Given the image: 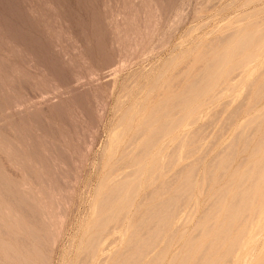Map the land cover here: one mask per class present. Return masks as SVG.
<instances>
[{
	"label": "rangeland",
	"instance_id": "374dc122",
	"mask_svg": "<svg viewBox=\"0 0 264 264\" xmlns=\"http://www.w3.org/2000/svg\"><path fill=\"white\" fill-rule=\"evenodd\" d=\"M234 29L242 32L224 36ZM238 38L247 43L241 53L232 48ZM232 49L235 54L226 55V63L225 59L209 63ZM248 53L255 54L248 66L231 70ZM262 66L264 0H0V229L5 230L3 234L0 230V257L4 259L0 262L116 264L119 254V260L127 259L123 264H134L131 260L177 264L187 254L190 259L187 240L195 231L194 223L202 221L204 208L222 190L225 199L207 213L217 212L221 221L226 211H232L236 190L227 184L236 178L235 171L240 174L253 164L255 142L258 145V138H264L260 137L264 134ZM208 70L207 76L201 74ZM193 85L196 90L190 88ZM161 113L166 116L147 123ZM172 115L173 129L142 150H148L145 160L149 162L162 149L156 160L163 165L173 148L177 160H169L174 162L170 170L175 175V170L185 169L180 178L179 173L176 179L173 175L170 190L165 184L167 190L162 187L159 193V189L156 199L142 197L151 177L160 174L158 180L164 181L171 171L149 174L144 167L139 176L126 177L135 167L127 164V158L141 150L143 139H153L157 134L152 132ZM237 132L244 135L248 148L241 134L235 140L238 145L233 144ZM135 135L138 139L129 143ZM223 147L226 156L219 151ZM190 148L194 152L188 153ZM259 150L258 156L264 153L263 145ZM210 160L216 167L207 166ZM226 167L221 179L219 173ZM120 176L131 179L136 190L124 200L109 196L119 186ZM126 190L131 191L130 187ZM170 193L175 202L164 204L157 217L153 203ZM146 213H152V219ZM102 218L104 223L99 221ZM8 250L18 255L9 256ZM235 251L227 264H264V205ZM81 256L86 262L79 261Z\"/></svg>",
	"mask_w": 264,
	"mask_h": 264
},
{
	"label": "bare ground",
	"instance_id": "6f19581e",
	"mask_svg": "<svg viewBox=\"0 0 264 264\" xmlns=\"http://www.w3.org/2000/svg\"><path fill=\"white\" fill-rule=\"evenodd\" d=\"M242 32V30H232V32H229L230 34L228 35V36H226V35H224L225 37H228V38H230V37H234L236 34H237V32ZM228 33V32H227ZM226 33V34H227ZM225 34V33H224ZM223 35V34H222ZM220 38V37H219ZM241 38V37H240ZM252 38V37H251ZM222 39H225V38H223V36H221V38H220V40L221 41H223ZM227 39V38H226ZM231 39H229V41H230ZM217 41V40H216ZM250 41V40H249ZM250 42H252V41H250ZM222 43V42H221ZM220 43V44H221ZM246 42H245V40L244 39H237V41L235 42V45L232 47L233 49L235 48V49H237L236 50V52L237 53H241V52H243V51H241L245 46H246ZM249 45L251 44V43H248ZM222 45V44H221ZM248 45V46H249ZM246 48H248V47H246ZM231 50V51H229V52H224L223 54H220V55H218V56H216L214 59H212L211 61H209V63H211V65H213V63H221L222 61H224L223 59H225L224 57L226 56V55H231V53L232 54H235V53H233L235 50ZM245 50V49H244ZM244 54V53H243ZM216 55V54H215ZM255 54L254 53H248V54H246V56L244 57V59L242 58L240 61H238V62H235L234 63V66H233V68L231 69V70H235V69H239V68H241L242 70L246 67V66H248V59H249V61H250V57H252V56H254ZM227 62V59H225V63ZM209 63H208V65H209ZM263 67V69H261V72L263 73V71H264V66H262ZM248 68V67H247ZM246 68V69H247ZM204 70H206V68L204 69ZM203 70V71H204ZM209 70H210V68H209ZM209 70L208 71H205V72H202V71H200V72H202L201 74H204V75H206L207 76V73L209 72ZM240 70V69H239ZM260 72V73H261ZM216 73V72H215ZM200 74V75H201ZM199 75V76H200ZM259 75V74H258ZM196 76V75H195ZM214 78H215V76H213ZM198 78H200V77H198ZM197 78V79H198ZM202 78V77H201ZM232 78V77H231ZM230 78V79H231ZM197 79H195V80H197ZM204 79H205V77H204ZM203 79V80H204ZM208 79V78H207ZM257 79V78H256ZM194 80V81H195ZM199 80V79H198ZM211 80H212V78H209V80H207V82H206V86L207 87H209L208 85L210 84V82H211ZM258 80V79H257ZM256 80V81H257ZM198 82V81H197ZM197 82H195V83H197ZM252 82H254V81H251L250 83H252ZM203 84V83H202ZM249 84V83H248ZM263 84V83H262ZM261 84V86H263ZM205 85H203V87L205 86ZM212 86V85H211ZM249 86V85H248ZM260 86V87H261ZM196 85L194 86H191L190 88L191 89H195L196 90ZM200 87V86H199ZM203 87H200V88H203ZM206 87V88H207ZM259 87V86H258ZM260 87L257 89L258 91H260ZM188 88V87H187ZM199 88V89H200ZM262 88V87H261ZM263 88H264V86H263ZM223 89V88H222ZM203 90V89H202ZM263 89H261V91H262ZM193 91V90H192ZM257 91V92H258ZM219 92V91H218ZM263 92H264V90H263ZM250 93V92H249ZM259 93V92H258ZM256 94V93H255ZM260 94V93H259ZM259 94H257L258 96H259ZM213 96H216L217 94L216 93H214V94H212ZM218 96V95H217ZM246 96H247V94H246ZM264 96V95H263ZM262 96V97H263ZM212 97V96H211ZM247 97H249V96H247ZM256 97V96H255ZM254 97V98H255ZM253 98V99H254ZM264 98V97H263ZM185 99V98H184ZM212 99H213V97H212ZM246 99V98H245ZM256 99V98H255ZM261 98H259V100H260ZM182 100V99H181ZM264 100V99H263ZM166 101V100H165ZM256 101H257V99H256ZM162 102H164V101H162ZM176 102V101H175ZM182 102V101H181ZM183 102H184V100H183ZM244 102L245 101H243V103H241L240 105H243L244 104ZM261 102V101H260ZM179 103H180V100H179ZM258 103H259V101H258ZM258 103H256V104H258ZM166 104V102L164 103V105ZM176 104V103H175ZM163 104L161 105L162 107L164 106ZM239 105V106H240ZM173 106V105H172ZM253 106H255V104L253 105ZM241 107V106H240ZM240 107H239V109H240ZM237 108V107H236ZM261 109V108H260ZM189 110V109H188ZM159 111V110H158ZM235 111V110H234ZM238 111H240V110H238ZM237 111V112H238ZM177 112H179V111H177ZM176 112V113H177ZM236 112V111H235ZM235 112H233V113H235ZM262 112V111H261ZM221 113V112H220ZM259 113V112H258ZM263 113V112H262ZM175 115V114H174ZM257 115H259V114H257ZM164 116H166V113H161V115L160 116H158V117H155V118H153V119H148V121H147V123L149 124V122H153L154 121V119H157L158 118V120H159V118L160 117H164ZM262 116V115H261ZM254 118H256L257 119V117H255V115L253 116ZM252 117V118H253ZM262 118V117H261ZM264 118V117H263ZM195 119H197V118H195ZM193 120V119H192ZM263 119H261L260 121H262ZM193 122H194V120H193ZM146 123V124H147ZM211 124V123H210ZM261 125V124H260ZM202 126H204V125H202ZM208 126H209V124H208ZM200 127V126H199ZM254 127V126H253ZM198 128V127H197ZM256 127H254V129H255ZM262 128V127H261ZM173 129V115L169 118V119H167V121H164V122H162L161 124H159V127L156 129V131L155 132H152V134H157V135H154V138L153 139H143V141L141 142V144H142V146H141V150L140 151H137L134 155H129L128 156V158H127V164L128 163H130V164H132L133 166H135V167H133V168H131L128 172H126L124 175L126 176V177H136L137 175H138V173H140V172H142L143 170H144V167H147L146 168V170H147V172L150 174V173H152L153 171H155V170H157V171H159V172H162L163 170L164 171H166V172H168V171H171L170 173H171V175L169 176V178L168 179H166V180H164V181H160V180H158V178H159V175L160 174H156L155 175V177H151L152 179H151V181H150V183H149V185H150V188H149V186H148V188H149V190L146 192V193H144L143 195L144 196H142V197H146L147 196V198L148 197H151L152 199H156V197H159L160 196V194L159 193H161V191H162V187H163V189L166 187V185L165 184H167V186H168V190H170V188L169 187H171L170 185H172L173 184V180H175L176 179V176L175 175H177L178 173V177H179V175L183 172L182 170H184L185 169V166H183V167H180L179 169H177V170H175L176 172H175V175L173 174V171L172 170H170V169H172V164H174V162L172 163V161H176L177 159H173V148L171 149V150H169L167 153H166V157L167 158H169V160L171 159L172 161L171 162H169V160H167V162L165 163V164H161L158 160H156L157 159V155H159L160 153H161V151H162V149H158V151L155 153V154H153L152 156H151V159H150V161L149 162H146V156L148 155V150L145 152V151H143L142 149L143 148H145V147H147V149H148V147H151V145H155V143L156 142H159L158 140L159 139H161L162 137H163V135H165L166 133L165 132H170L171 130ZM200 129V128H199ZM257 129H259V128H257ZM264 129V128H263ZM248 130V129H247ZM253 130V129H252ZM197 131H198V129H197ZM242 131V130H241ZM251 131V130H250ZM258 131V130H257ZM193 132H194V135H196V131L195 130H193ZM196 132V133H195ZM198 132H200V131H198ZM245 132H247V131H245ZM165 133V134H164ZM263 133H264V131H263ZM190 134V133H189ZM202 134V133H201ZM239 134H241L242 135V133L241 132H237L236 134H235V136H234V138H233V140L232 141H235L236 140V138L237 137H239ZM244 134V133H243ZM253 134V133H252ZM262 134V133H261ZM198 135H200V133H198ZM240 135V136H241ZM249 135H250V133L247 135V134H245V136H247V138H249ZM153 136V135H152ZM252 136V135H251ZM140 137V136H139ZM172 137V140H173V135L171 136ZM260 137H264V134L263 135H260ZM190 138H191V136H190ZM197 138V137H196ZM242 138V139H241ZM244 135H242V137H240V140H242V143H243V141H244V139H245V141H246V138H244ZM136 139H138V137H136V135H135V137L134 138H132L130 141H129V143L131 142L132 143V141H136ZM238 139L239 138H237V141H238ZM252 139H253V137H252ZM168 140H169V138H168ZM171 140V139H170ZM196 140V139H195ZM251 139L249 138L247 141H250ZM262 140H264V138L262 139ZM260 138H258V140L257 141H259V143H258V145L256 144V142H255V145L256 146H254V147H256V148H254V150H253V152H251V149H250V152L252 153V155L253 156H256V159L254 160V162H253V164L252 165H250L249 166V168L247 169V171H244V172H242V173H240V174H237V171H235L233 174H234V178L235 179H232V180H230L229 181V183L227 184V187L228 186H234V188H235V193L233 194V196H232V199H233V203H232V211H228V213H226L225 212V215L222 217V220L221 221H219L218 219V214H216L217 212H214V213H209V215H208V210L209 209H211L212 207H215V204H218V203H220L219 201L220 200H222V199H225V197H226V192L224 191V190H222V192H221V194H217V195H215V196H213V199H212V201L210 202V204L209 205H207L205 208H204V210H203V216H202V221H196L194 224V226H193V229L195 230L191 235H190V237H189V239L187 240V242H188V246H189V248L187 249V253H189V257H190V259H188V254H187V256L185 257V256H183V258H181L179 261H178V263L177 264H227L232 258H233V256H234V254H235V250H236V246H237V244L239 243V241L241 240V238L244 236V234H245V232H246V228L247 227H249V225H250V223H252V221L255 219V217L257 216V214L260 212V209H261V207L264 205V153L263 154H261L260 156H258V154L260 153L259 151V149H260V146H262L263 145V147H264V141H262ZM231 141V142H232ZM237 141H235L233 144L235 145V143L237 144ZM244 141V142H245ZM169 143V142H168ZM186 143V142H185ZM188 143V142H187ZM241 143V142H240ZM246 143V146H244L245 148H248V146L249 145H247V142H245ZM191 144V143H190ZM249 144V143H248ZM250 144H251V142H250ZM130 145V144H129ZM128 145V146H129ZM178 145V144H177ZM183 145V144H182ZM238 145V144H237ZM242 145V144H241ZM231 146V145H230ZM253 146V145H252ZM126 147H127V145H126ZM180 147V146H179ZM227 147H229V145H227L226 146V148ZM232 147H235V146H231V148ZM161 148V147H160ZM231 148H229V153H230V149ZM252 148V147H251ZM125 149H127V148H125ZM193 149V148H192ZM192 149L190 148V149H187V152H188V150H189V152H192ZM225 148L223 147V149H219V151H220V153L222 154V153H225V154H223V155H225L226 156V153L228 152H226L225 150H224ZM244 149V148H243ZM191 150V151H190ZM194 150L195 149H193V152H194ZM236 150V149H235ZM234 150V151H235ZM256 150V151H255ZM123 151H124V149H123ZM125 151H127V150H125ZM219 151H218V155L220 154L219 153ZM222 151H225V152H222ZM240 151V150H239ZM243 150L241 149V152H242ZM244 151H246V149L244 150ZM243 151V152H244ZM188 152V153H189ZM205 152V151H204ZM231 152H233V150L231 149ZM242 152V153H243ZM250 152H249V154H250ZM263 152H264V150H263ZM153 153V152H152ZM188 153H186V154H188ZM231 154V153H230ZM176 155V154H175ZM174 155V156H175ZM202 155V154H201ZM252 155H251V157H252ZM122 156V155H121ZM216 156H217V153H216ZM216 156H213V159L216 157ZM224 156V157H225ZM231 156V155H230ZM233 156H234V154H233ZM232 156V157H233ZM223 157V158H224ZM227 157H229V156H227ZM121 158V157H120ZM176 158V157H175ZM216 158H218V156L216 157ZM222 158V159H223ZM246 160H247V158H250V157H244ZM243 158V159H244ZM119 159V158H118ZM222 159H220L219 158V160H221L222 162H223V160ZM228 159V158H227ZM244 159V161L242 162V165H243V163L244 162H246V160ZM120 160V159H119ZM197 160V159H196ZM203 160V159H202ZM211 160H212V158H211ZM210 160V161H211ZM215 160V159H214ZM219 160H218V164H219ZM230 159H228L227 161H228V163L230 164L231 162L229 161ZM233 159H231V161H232ZM226 161V162H227ZM242 161V160H241ZM215 162H217V160L215 161ZM240 162V161H239ZM117 163V162H116ZM188 163V162H187ZM185 164L186 165V167L187 166H189V163L188 164ZM212 161H211V163H209V165H207L208 167L209 166H212ZM228 163H226V164H228ZM126 164V165H127ZM192 164V163H191ZM211 164V165H210ZM213 164H215V163H213ZM225 164V166H227ZM238 165L237 166H239V167H241V163L239 164V163H237ZM24 165V164H23ZM200 165V164H199ZM216 165H217V163L215 164V166L214 167H216ZM119 165H117V167H118ZM121 166V165H120ZM220 166H221V169H223L222 168V164H220ZM223 166H224V164H223ZM236 166V167H237ZM198 167V166H197ZM197 167H193V168H195V170L197 169ZM219 167V166H218ZM228 167V169L230 168V166H227ZM227 167H226V169H224V170H222L220 173H219V176H220V178H221V175L220 174H222L223 176H226V175H224V172L226 171V170H228L227 169ZM123 168V167H122ZM184 168V169H183ZM188 168V167H187ZM207 168V167H206ZM219 169H220V167H219ZM235 169V168H234ZM239 169V168H238ZM114 171H116L115 169H113ZM195 170H193L194 172H195ZM213 170V169H212ZM212 170L210 171V173H212ZM236 170V169H235ZM220 171V170H219ZM156 172V171H155ZM158 172V173H159ZM166 172H164V173H166ZM181 172V173H180ZM214 172V171H213ZM114 173V172H113ZM197 173V172H196ZM225 173H227V172H225ZM167 174V173H166ZM184 174H185V171H184ZM124 175H122V177H124ZM173 175L175 176L174 178L175 179H173ZM211 176L213 175V174H210ZM110 176V175H109ZM139 176V175H138ZM150 176V175H149ZM157 176V177H156ZM192 176H193V174H192ZM195 176V175H194ZM231 177H232V175H231ZM17 178V177H16ZM120 178H121V176H120ZM180 178V177H179ZM210 178H212V177H210ZM219 178V177H218ZM218 179V180H221V179ZM23 179V178H22ZM178 179V178H177ZM118 181H119V186L118 187H114L113 189H111L110 191H109V196L111 197H116V198H118V200H119V198H123L122 200H124L125 198H130L131 197V195L134 193V192H136V190H135V188H134V186L132 187V180L131 179H125V178H121V179H117ZM116 180V181H117ZM179 180V179H178ZM177 180V181H178ZM194 180V179H193ZM210 180V179H209ZM115 181V182H116ZM176 181V182H177ZM186 181V180H185ZM208 181V180H207ZM220 182V181H219ZM12 183V182H11ZM135 183V182H134ZM133 183V184H134ZM172 183V184H171ZM209 183V182H208ZM217 183V182H216ZM137 184V186H138V183H136ZM135 184V185H136ZM175 184V183H174ZM213 184H214V182H213ZM112 185H113V183H112ZM182 185H184V183H182ZM181 186V185H180ZM180 186H178V187H180ZM127 187H130V192H128L127 190H126V188ZM136 187V186H135ZM139 187V186H138ZM184 187V186H183ZM191 186H189V188H190ZM226 187V186H225ZM188 188V189H189ZM159 189H161L160 191H159ZM166 190H167V188H165ZM178 190H179V188H177ZM212 189V188H211ZM227 189V188H226ZM187 190V189H186ZM159 191V193H157ZM165 191V190H164ZM174 191V190H173ZM193 191V190H192ZM216 191H218V189H216ZM221 191V190H220ZM163 192V191H162ZM175 192V191H174ZM188 192H190V190H188ZM108 193V192H107ZM167 192H165V194H166ZM183 194H185L184 192H182ZM191 193V192H190ZM189 193V194H190ZM171 194V193H170ZM159 195V196H158ZM172 196H168L167 198H164V199H160V200H158V201H156V203L154 202L153 203V205H152V208H156V210H155V212H154V214L155 215H158L159 213H161V212H163V208H162V206L164 205V204H169V203H171L172 204V202H175L173 199L175 198V195H174V198H173V194H171ZM187 195V194H186ZM186 195H185V199H187L188 198V196H187V198H186ZM181 198H182V196L181 195H179ZM177 197V196H176ZM106 198H107V196H106ZM113 198H111L110 200H112ZM184 199V200H185ZM189 199V198H188ZM121 200V201H122ZM140 200H142L143 201V198L142 199H140ZM182 200H183V198H182ZM102 201V200H101ZM106 201V200H105ZM140 202V203H143V202ZM150 201H152V200H150ZM188 201H190V200H188ZM227 201V200H226ZM107 202V201H106ZM186 202V201H185ZM231 202V201H230ZM109 203V202H108ZM146 203H148L147 202V200H146ZM151 203V202H150ZM180 203H181V201H180ZM104 204V203H103ZM106 204V203H105ZM139 204V203H138ZM223 204V203H222ZM100 205H102L101 203H100ZM145 205V204H144ZM148 205V204H147ZM173 205V204H172ZM181 205V204H180ZM224 205V204H223ZM47 206V205H46ZM104 206V205H103ZM107 206H109V205H107ZM151 206V205H150ZM149 206V207H150ZM171 206V205H170ZM100 207V206H99ZM106 207V206H105ZM123 207V206H122ZM139 207V206H138ZM148 207V208H149ZM224 207V206H223ZM16 208V207H15ZM141 208H142V206H141ZM147 208V209H148ZM174 208V207H173ZM178 208V207H177ZM107 209H109V208H107ZM118 209V208H117ZM137 209H139V208H137ZM162 209V210H161ZM217 209V208H216ZM119 210V209H118ZM152 209H150V211H151ZM178 210V209H177ZM221 209H219V211H220ZM115 211V210H114ZM134 211V210H133ZM138 211V210H137ZM149 211V210H148ZM171 211H173V210H171ZM170 211V212H171ZM218 211V212H219ZM47 212V211H46ZM102 212V211H101ZM109 212H111V209H110V211ZM210 212V211H209ZM117 213V212H116ZM141 213H143V211L141 212ZM164 213H165V211H164ZM167 213V212H166ZM171 213H173V212H171ZM178 213V212H177ZM125 214V213H124ZM123 214V215H124ZM147 214V213H146ZM113 214H111V216H112ZM141 215V214H140ZM149 215V217L152 219V216H150V215H152V213L150 214H147V216ZM155 215H153V217H156ZM161 215H162V213H161ZM167 215H168V213H167ZM170 215V214H169ZM108 216H110V215H108ZM110 216V217H111ZM120 216V215H119ZM142 216V215H141ZM171 216V215H170ZM106 217H107V215H106ZM105 216H104V218H106ZM109 217V218H110ZM122 217V216H121ZM125 217V216H124ZM123 217V218H124ZM134 217V216H133ZM139 217V216H138ZM157 217H160V214L157 216ZM112 218V217H111ZM123 218H120V222H121V219H123ZM148 218V217H147ZM162 218V217H161ZM166 218H167V216H166ZM170 217H168V219H169ZM200 218V216H198V219ZM138 219V218H137ZM143 219V218H142ZM157 219H159V218H157ZM111 220V219H110ZM133 220V219H132ZM139 220V219H138ZM101 223H104V222H102L103 221V218L102 219H100L99 220ZM104 221H105V219H104ZM118 221V222H119ZM123 221V220H122ZM143 221V220H142ZM162 221V220H161ZM170 221V220H169ZM182 221V220H181ZM219 221V222H218ZM99 222V226H100V223ZM146 222V221H145ZM172 222V221H171ZM95 223V222H94ZM115 223V222H114ZM117 223V222H116ZM122 223V222H121ZM132 223V222H131ZM157 223H158V221H156L153 225H150V229H153V226L155 225H157ZM3 224V223H2ZM142 224H143V222H142ZM142 224H140L139 223V225H138V227L139 226H141L142 227ZM179 224V223H178ZM102 225V224H101ZM104 225V224H103ZM114 225V224H113ZM112 225V226H113ZM121 224H119V226H120ZM147 225V224H146ZM162 225V224H161ZM161 225H160V227H161ZM166 226L168 225V224H165ZM164 224H163V226H165ZM0 226H1V224H0ZM94 226H95V224H94ZM112 226H110V228L112 227ZM151 226H152V228H151ZM165 226V227H166ZM147 227V226H146ZM168 227V226H167ZM119 228V227H118ZM137 228V227H136ZM142 229V228H141ZM149 229V228H148ZM148 229H146L147 231H149ZM1 230V229H0ZM98 230V229H97ZM116 230V229H115ZM135 230V229H134ZM133 230V231H134ZM145 230V231H146ZM159 230H162V227H161V229L159 228ZM2 231V230H1ZM5 230H3L2 231V234H3V232H4ZM140 231V230H139ZM144 231V232H145ZM174 231H178V230H174ZM31 232V231H30ZM105 232H107V231H105ZM110 231H108V233H109ZM150 232V231H149ZM149 232H147V233H149ZM157 232H159V231H157ZM157 232H154V233H156L157 234ZM179 232V231H178ZM234 232V234L232 235V233ZM99 233V232H98ZM101 233V232H100ZM107 233V234H108ZM137 233V232H136ZM146 233V234H147ZM154 233L152 234V235H154ZM160 233V232H159ZM170 233V232H169ZM176 233V232H175ZM5 234H6V232H5ZM143 234V233H142ZM141 234V235H142ZM160 234H162V233H160ZM159 234V235H160ZM97 235V234H96ZM123 235V234H122ZM171 235V237H172V235L173 234H169V236ZM178 235V234H177ZM210 235H212L211 237H209ZM9 236V235H8ZM106 236V235H105ZM131 236V235H130ZM146 236V235H145ZM158 236V235H157ZM168 236V235H167ZM207 236H208V238H207ZM16 237V236H15ZM99 238V235H97V236H95V238ZM134 237V236H133ZM142 237H143V235H142ZM11 238H13V237H11ZM19 238H21V237H19ZM19 238L17 239V240H19ZM35 238V237H34ZM102 239L104 238V237H101ZM117 238H118V236H117ZM117 238H115L114 237V240H116ZM144 238V237H143ZM153 238H154V236H153ZM152 238V239H153ZM158 238V237H157ZM167 238H169V237H167ZM166 238V239H167ZM128 239H129V237H128ZM128 239H127V243L129 242L128 241ZM145 239V238H144ZM151 239V240H152ZM170 239V238H169ZM172 239H173V237H172ZM5 240V239H4ZM31 240V239H30ZM29 240V241H30ZM90 240V239H89ZM94 240V239H93ZM97 240L98 239H96V242L95 243H99V242H97ZM101 240V239H100ZM134 240V238L132 239V241ZM146 240V239H145ZM161 240V239H160ZM21 241L23 242V240L21 239ZM91 241V240H90ZM156 241V240H155ZM154 241V242H155ZM20 242V241H19ZM109 242H111V245H112V242H114V241H109ZM140 242V241H139ZM147 242H149V241H147ZM147 242H145V244L147 243ZM126 242H125V244H127ZM27 244H29V243H27ZM109 244V243H108ZM107 244V245H108ZM137 244V243H136ZM149 244V243H148ZM150 244H152V241H151V243ZM158 244V243H157ZM165 244V243H164ZM24 245V244H23ZM96 245V244H95ZM94 245V243H93V245L92 246H94V248L96 247ZM110 244L108 245V246H111ZM124 245V244H123ZM142 245V244H141ZM201 245H202V249H200L199 250V247H201ZM26 246V245H25ZM24 246V247H25ZM30 246V248H31V245H29ZM108 246H105V247H108ZM129 246H133V245H129ZM135 246V245H134ZM133 246V247H134ZM157 246V245H156ZM165 246V245H164ZM173 246V245H172ZM91 247V246H90ZM125 247H127V246H125ZM137 247V246H136ZM141 246H139V248H140ZM143 247V246H142ZM153 247V246H152ZM169 247V246H168ZM4 248L6 249V247L4 246ZM10 248V247H9ZM15 248V247H14ZM30 248L28 249V251L30 250ZM147 247H145V249H146ZM167 248V247H166ZM21 249V248H20ZM84 249V248H83ZM105 249H107V248H105ZM105 249H103V251L105 250ZM124 249V251L126 252L128 249H129V247H128V249L127 250H125V248H123ZM136 249V248H135ZM144 249V250H145ZM7 250V249H6ZM118 250H120V248L118 249ZM118 250H116L117 252H118ZM132 250H134V249H132ZM140 250V249H139ZM151 250H152V248H151ZM32 251V250H31ZM83 251V250H82ZM90 251V250H89ZM102 251V252H103ZM114 251V250H113ZM116 251H114V252H116ZM130 251V250H129ZM142 251V250H141ZM146 251V250H145ZM36 252H38V251H36ZM116 252V253H117ZM120 252V251H119ZM134 252V251H133ZM135 252L137 253L136 254V256H138V257H140V251L139 252H137V250H135ZM147 252V251H146ZM159 252V251H158ZM3 253V252H2ZM8 253H9V256L11 255L10 253H12L11 251H9L8 250ZM26 253V252H25ZM87 253V252H86ZM86 253H84L83 255H84V257H85V254ZM91 253V252H90ZM89 253V254H90ZM96 253V252H95ZM113 253V252H112ZM127 253V252H126ZM115 254V253H114ZM114 254H112V255H114ZM122 254H124V252L122 253ZM133 254L134 253H132V256H133ZM156 254V253H155ZM18 254H14V255H11V256H17ZM87 255V254H86ZM119 255H121V254H119ZM118 255V258L117 259H115V261H116V264L118 263V262H122V264H123V262H126V260L127 259H124V260H119L120 258H121V256H119ZM127 255V254H126ZM129 255H131V254H129ZM142 255V254H141ZM78 256V255H77ZM95 256V255H94ZM108 256V255H107ZM107 256L105 257V258H107ZM122 256H124V255H122ZM135 256V255H134ZM135 256V257H136ZM155 256V255H154ZM4 257V256H3ZM21 257V256H20ZM96 257V256H95ZM113 257V256H112ZM127 257H129V259H130V257L131 256H127ZM177 257V256H176ZM2 257H0V259H1ZM48 258V257H47ZM104 258V257H103ZM103 258H101L102 260H105V258L103 259ZM3 259V258H2ZM16 259V258H15ZM34 259V258H33ZM81 259H85V258H83L82 256H81V258H80V260L79 261H81ZM109 259H112L110 256H109ZM114 259V258H113ZM133 259V258H132ZM136 259V262H137V258H135ZM141 259V258H140ZM139 258H138V261L140 260ZM156 259V258H155ZM173 259H175L174 258V256H173ZM43 260V259H42ZM100 260V259H99ZM107 260V259H106ZM3 261H4V259H3ZM44 261V260H43ZM84 261V260H83ZM83 261H81L82 263H83ZM91 261V260H90ZM110 262H111V260H109ZM114 261V262H115ZM132 261V263L134 262V264H135V260L133 261V260H131ZM45 262V261H44ZM84 262H86V261H84ZM107 262H108V260H107ZM130 262V261H129ZM151 262V261H150ZM160 262V261H159ZM175 262V261H174ZM231 262V261H230ZM12 263V262H11ZM88 263V261L86 262V264ZM0 264H5L4 262H0ZM15 264V263H14ZM20 264H30L29 263V261L28 260H26V259H23V260H21V262H20ZM79 264H81L80 262H79ZM89 264H90V262H89ZM97 264H101V261L100 262H98ZM112 264H113V262H112ZM115 264V263H114ZM129 264H131V263H129ZM174 264V263H173Z\"/></svg>",
	"mask_w": 264,
	"mask_h": 264
}]
</instances>
